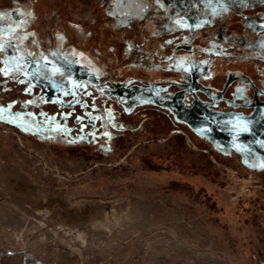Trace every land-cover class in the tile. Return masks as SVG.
Here are the masks:
<instances>
[{
	"label": "rangeland",
	"instance_id": "rangeland-1",
	"mask_svg": "<svg viewBox=\"0 0 264 264\" xmlns=\"http://www.w3.org/2000/svg\"><path fill=\"white\" fill-rule=\"evenodd\" d=\"M39 2L25 27L49 35ZM164 2L187 12L154 46L183 57L135 66L177 82L97 85L51 40L0 43V264H264V0ZM94 8L120 62L134 31L102 38L116 13Z\"/></svg>",
	"mask_w": 264,
	"mask_h": 264
},
{
	"label": "flooded vegetation",
	"instance_id": "flooded-vegetation-1",
	"mask_svg": "<svg viewBox=\"0 0 264 264\" xmlns=\"http://www.w3.org/2000/svg\"><path fill=\"white\" fill-rule=\"evenodd\" d=\"M40 0H16L15 4H23L27 3L29 7L24 8L23 11H20V8L12 7L10 8H1L0 9V21H3L5 16L8 17V22L1 23L0 22V43L6 44L11 49H14V52L17 50V48L20 43L24 39V34H20V30H22L23 33L27 34V37H35L39 36L44 43H48L50 40L52 42V29L57 27L60 22L62 21L64 17V8L62 6L51 9L48 0H45L46 7L48 9L49 15L44 20V23H49L50 21L57 22V25L53 26L50 31L49 35L45 31L42 32V34L37 33L34 27H25V20L30 19L28 17V13L30 12V8L33 7L36 4H39ZM101 0H97L94 3V6ZM203 0H194V5H196L198 2ZM206 1V0H205ZM109 4H111L114 7V13H116L117 19H106L104 21V27L101 29V36L102 38L108 37L109 35H112V31L115 28H119L121 26L123 27H129L134 31V37L127 41V49L125 52V56L123 59L119 62L117 59L116 52L114 51V47L112 44L99 43L93 40L92 34L90 30H87V34L90 37L91 42L89 43V53L88 56H82L77 55L75 53L71 52H65V54H58L56 49L54 47H51V50L55 53L56 59L59 62V64L63 65L64 67L76 72L81 73L82 76L87 78L90 81L95 82L97 85H106L111 84L117 86L119 89H123L124 85L130 80H139L142 82H146L149 84H155V83H166V82H177L175 73L171 70H167L165 72L161 71V73H151V71H142L137 69V66H135L136 63H140L141 60H143L142 64H145L146 61L149 60V56H153L155 58L162 57L168 61L175 62L178 58H182L183 56H178L175 54L174 51H171L168 54H164L159 46H154L156 43L154 41V38H157L161 36L164 33H168L173 31L174 26L177 23L178 18L182 16H178V12L176 11L172 15L168 16V9L166 7V4L164 0H158L157 3H155V7H153L155 10L154 12H149L145 15H142L139 17V19L134 22L132 18V9L128 6V0H109ZM93 10L96 13V8H93ZM52 13V15L50 14ZM184 16V15H183ZM157 19L159 23H156L154 20ZM4 20V21H7ZM47 20V21H46ZM143 20V22H142ZM94 19L93 17L89 19V23L87 24V27L89 24L93 23ZM117 22V23H116ZM134 22V23H133ZM44 26V24L42 25ZM109 28L111 30H109ZM36 32V35L34 34ZM103 33V34H102ZM2 38H8V40L3 41ZM22 38L20 42H16L15 39ZM33 41V39H32ZM46 45V44H44ZM177 48H186L188 52H190L189 56H186L187 63L194 62L195 61V55L194 53L198 50L195 48V45L193 44H185L181 43L180 45H176ZM112 54V56H111ZM98 55H102L104 57L105 61L113 62V64H118L117 71L115 74L111 71L109 64L108 66L102 65V61L98 58ZM149 57V58H148ZM185 58V57H184ZM5 64L8 65L7 69H10V62L13 61V58L9 56L3 57ZM109 59H114V61H111ZM107 67V68H106ZM107 70H106V69ZM120 68L125 71L122 72L119 71ZM106 70V71H105ZM23 72H27L23 70ZM234 72V71H233ZM154 74V75H153ZM229 75L231 79L233 80H239L241 82H247L246 75H241L240 73L233 74L232 72H229ZM17 80H25L26 77L23 73L16 76ZM29 80V79H26ZM249 83V82H248ZM32 84V83H31ZM78 91V90H77ZM214 91V90H213ZM45 95V94H44Z\"/></svg>",
	"mask_w": 264,
	"mask_h": 264
},
{
	"label": "trees",
	"instance_id": "trees-1",
	"mask_svg": "<svg viewBox=\"0 0 264 264\" xmlns=\"http://www.w3.org/2000/svg\"><path fill=\"white\" fill-rule=\"evenodd\" d=\"M96 1L97 0H48L51 9H56L60 6L64 8V17L62 21L57 27L52 29V47L57 50L56 52L58 54H65V52L72 51V53L77 55H90L88 51L90 37L87 34V24L95 13L93 8ZM157 1L158 0H128V6L133 10L131 16L134 22L136 23L140 16L149 12H154L153 10L156 11L153 7H155L154 5ZM186 12L187 11L178 12V16H183ZM262 25H264V23H262ZM2 40L6 41L8 38H2ZM21 40L22 38L15 39L16 42H20ZM195 48L199 50V47L195 46ZM197 52L194 54H197ZM98 58L102 61L103 66H108L109 64V66H111V71L115 74L118 64H113L112 66L111 63L113 62L105 61L102 55H98ZM109 60L114 61V59Z\"/></svg>",
	"mask_w": 264,
	"mask_h": 264
},
{
	"label": "built area",
	"instance_id": "built-area-1",
	"mask_svg": "<svg viewBox=\"0 0 264 264\" xmlns=\"http://www.w3.org/2000/svg\"><path fill=\"white\" fill-rule=\"evenodd\" d=\"M247 189V188H246Z\"/></svg>",
	"mask_w": 264,
	"mask_h": 264
}]
</instances>
